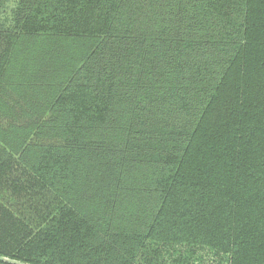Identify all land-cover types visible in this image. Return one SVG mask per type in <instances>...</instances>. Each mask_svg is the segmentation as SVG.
I'll return each instance as SVG.
<instances>
[{
  "label": "trees",
  "instance_id": "trees-1",
  "mask_svg": "<svg viewBox=\"0 0 264 264\" xmlns=\"http://www.w3.org/2000/svg\"><path fill=\"white\" fill-rule=\"evenodd\" d=\"M14 2L0 256L264 264V0Z\"/></svg>",
  "mask_w": 264,
  "mask_h": 264
},
{
  "label": "rangeland",
  "instance_id": "rangeland-1",
  "mask_svg": "<svg viewBox=\"0 0 264 264\" xmlns=\"http://www.w3.org/2000/svg\"><path fill=\"white\" fill-rule=\"evenodd\" d=\"M15 4L14 0H8L6 5H5V11L2 13V15L0 16V21H4L5 18H8V14L10 9L13 7V5ZM7 21H4L3 23H6Z\"/></svg>",
  "mask_w": 264,
  "mask_h": 264
},
{
  "label": "water",
  "instance_id": "water-1",
  "mask_svg": "<svg viewBox=\"0 0 264 264\" xmlns=\"http://www.w3.org/2000/svg\"><path fill=\"white\" fill-rule=\"evenodd\" d=\"M0 260L3 261V262H7V263L26 264V263L15 261V260H12V259H9V258H6V257H2V256H0Z\"/></svg>",
  "mask_w": 264,
  "mask_h": 264
}]
</instances>
